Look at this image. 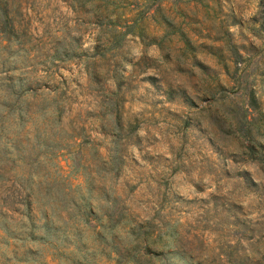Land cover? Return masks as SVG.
<instances>
[{"label":"rangeland","instance_id":"374dc122","mask_svg":"<svg viewBox=\"0 0 264 264\" xmlns=\"http://www.w3.org/2000/svg\"><path fill=\"white\" fill-rule=\"evenodd\" d=\"M0 1V264H264V0Z\"/></svg>","mask_w":264,"mask_h":264},{"label":"trees","instance_id":"16d2710c","mask_svg":"<svg viewBox=\"0 0 264 264\" xmlns=\"http://www.w3.org/2000/svg\"><path fill=\"white\" fill-rule=\"evenodd\" d=\"M1 3V1H0ZM18 8V7H16ZM17 12V9L16 11ZM11 14H14L12 11H9V8L6 6H0V36L5 38V40L9 41L10 38L13 36L14 31V21L13 16ZM251 108L257 109L256 105V99L254 96L251 97ZM252 123V122H251ZM22 186V183L19 184ZM26 193L24 196V199L20 200L18 203H20L21 206H23V209L21 211V218L24 220L22 224H26L29 231V235L32 237H39V239H42L44 241H48L49 243H58V241L62 238L64 234H66V229L62 225L55 224L53 221V218L51 214L49 213L51 211V207L49 205L42 206L36 204L34 200L32 199V189H28L25 187ZM46 193H50L51 189H48V186H45ZM80 208V206H78ZM15 210V209H14ZM19 210V209H17ZM58 228H62V231H59ZM41 229V232L38 230ZM140 239L147 238V237H138ZM137 238V239H138ZM63 239V238H62ZM144 241H139L138 243H143ZM137 247V246H135ZM134 264H143L142 260L140 258H137V260L134 262Z\"/></svg>","mask_w":264,"mask_h":264}]
</instances>
